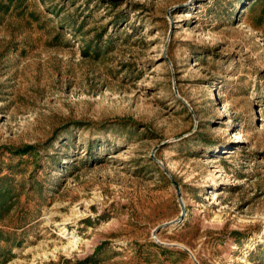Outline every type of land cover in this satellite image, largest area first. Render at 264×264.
I'll return each mask as SVG.
<instances>
[{"label": "rangeland", "instance_id": "obj_1", "mask_svg": "<svg viewBox=\"0 0 264 264\" xmlns=\"http://www.w3.org/2000/svg\"><path fill=\"white\" fill-rule=\"evenodd\" d=\"M0 264H264V0H0Z\"/></svg>", "mask_w": 264, "mask_h": 264}, {"label": "trees", "instance_id": "obj_2", "mask_svg": "<svg viewBox=\"0 0 264 264\" xmlns=\"http://www.w3.org/2000/svg\"><path fill=\"white\" fill-rule=\"evenodd\" d=\"M11 3L16 2V3H22L24 0H9Z\"/></svg>", "mask_w": 264, "mask_h": 264}, {"label": "bare ground", "instance_id": "obj_3", "mask_svg": "<svg viewBox=\"0 0 264 264\" xmlns=\"http://www.w3.org/2000/svg\"><path fill=\"white\" fill-rule=\"evenodd\" d=\"M68 236L70 235V233L67 234ZM75 242V241H74Z\"/></svg>", "mask_w": 264, "mask_h": 264}]
</instances>
